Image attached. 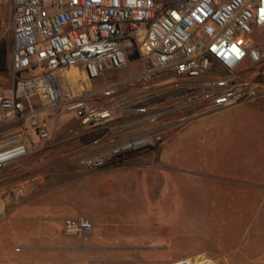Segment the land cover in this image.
<instances>
[{
	"label": "built area",
	"instance_id": "obj_1",
	"mask_svg": "<svg viewBox=\"0 0 264 264\" xmlns=\"http://www.w3.org/2000/svg\"><path fill=\"white\" fill-rule=\"evenodd\" d=\"M13 86L0 93V126L27 122L47 142L41 115L65 108L86 127L110 129L100 152L82 159L102 168L113 157L154 148L195 117L255 100L264 93V0H14ZM139 69L93 84L126 69ZM251 65V69L243 68ZM82 76L66 92L59 71ZM34 72L32 76L28 73ZM90 97H99L92 106ZM27 145L0 129V167L26 157ZM18 195V194H17ZM93 224L68 218L62 232L87 234Z\"/></svg>",
	"mask_w": 264,
	"mask_h": 264
},
{
	"label": "rangeland",
	"instance_id": "obj_2",
	"mask_svg": "<svg viewBox=\"0 0 264 264\" xmlns=\"http://www.w3.org/2000/svg\"><path fill=\"white\" fill-rule=\"evenodd\" d=\"M14 4V0H0V93L14 82ZM255 38L264 45V32ZM139 62L134 53L126 69L105 76L92 90L113 78L131 75L139 69ZM251 68L247 64L243 70ZM59 74L66 92H80L82 76L76 68H64ZM89 103L97 106L100 99L90 97ZM226 109L195 117L167 135L165 141L179 134L165 147L178 145L177 164L152 168L144 181L120 178L122 181L105 186L91 184V188L82 178L116 163L117 157L108 159L102 168H86L81 161L94 156L87 153L102 136L108 134V140L118 137L110 129L83 126L65 108L42 113L51 136L44 143L27 122L0 126L27 145H35L26 157L14 161L20 162L19 166L6 168L11 162L0 167V229H8L2 226L7 215L72 203L74 211H90L96 222L93 229L121 246L109 254L119 260L115 264H264V189H242L240 183L210 175L216 165L198 164L199 152L206 160L211 152L212 145L205 140L210 135L208 129L223 128V119L232 110ZM196 119V133L190 134L186 128ZM109 213L115 214L113 218Z\"/></svg>",
	"mask_w": 264,
	"mask_h": 264
},
{
	"label": "crops",
	"instance_id": "obj_3",
	"mask_svg": "<svg viewBox=\"0 0 264 264\" xmlns=\"http://www.w3.org/2000/svg\"><path fill=\"white\" fill-rule=\"evenodd\" d=\"M258 46L264 50V45L258 42ZM262 77L264 78V71ZM242 105L243 108L236 110L235 107ZM228 109L232 110L223 119V128L208 129L210 135L205 140L208 141V146L212 145L211 152L207 153V160L205 154L200 155L199 152L198 164L216 165V169L209 172L210 175L240 183L242 189H264V93L255 100L227 108L225 111ZM196 122L197 119L186 128L188 133H196ZM174 136L153 149L117 157L116 163L102 170H92L82 179L90 184V188L91 184L105 186L111 182L122 181L120 178L128 181L132 178L147 180V173L152 168L163 169L178 163L175 162L179 153L178 145L165 148ZM99 152L100 146L96 144L87 154L95 156ZM19 165L20 162H13L5 167ZM219 165H223L224 169H217ZM71 204L57 208L52 205L27 208L24 212L5 216L2 226L6 225L8 229H0V264L118 263L119 260L109 254L121 246L114 244L110 238H104L99 230L93 229L90 233L75 235L62 232L64 221L72 216L84 217L89 221L95 219L90 211H74ZM92 204L94 210L97 209L95 203ZM113 215L115 214L109 213L110 218ZM94 222H91L93 226L96 225Z\"/></svg>",
	"mask_w": 264,
	"mask_h": 264
},
{
	"label": "bare ground",
	"instance_id": "obj_4",
	"mask_svg": "<svg viewBox=\"0 0 264 264\" xmlns=\"http://www.w3.org/2000/svg\"><path fill=\"white\" fill-rule=\"evenodd\" d=\"M16 153H9L6 155H1L0 156V161H2L3 159L9 158V157H13V155H15ZM198 257V256H197ZM199 262V261H198ZM202 262V261H201ZM210 262V261H209ZM177 264V263H176ZM181 264V263H180ZM205 264V263H204ZM208 264V263H207Z\"/></svg>",
	"mask_w": 264,
	"mask_h": 264
},
{
	"label": "water",
	"instance_id": "obj_5",
	"mask_svg": "<svg viewBox=\"0 0 264 264\" xmlns=\"http://www.w3.org/2000/svg\"><path fill=\"white\" fill-rule=\"evenodd\" d=\"M184 264H186V263H184Z\"/></svg>",
	"mask_w": 264,
	"mask_h": 264
}]
</instances>
